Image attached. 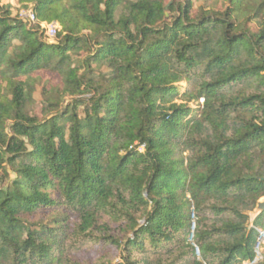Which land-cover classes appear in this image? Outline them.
Segmentation results:
<instances>
[{"label":"trees","instance_id":"16d2710c","mask_svg":"<svg viewBox=\"0 0 264 264\" xmlns=\"http://www.w3.org/2000/svg\"><path fill=\"white\" fill-rule=\"evenodd\" d=\"M18 4L60 30L45 43L0 5V183L7 168L15 176L0 187V264H64L71 217L77 234L97 231L121 252L116 264L193 255V222L200 258L188 264L252 262L264 225V212L250 218L264 198V0ZM42 71L58 85L38 119L27 107Z\"/></svg>","mask_w":264,"mask_h":264},{"label":"rangeland","instance_id":"374dc122","mask_svg":"<svg viewBox=\"0 0 264 264\" xmlns=\"http://www.w3.org/2000/svg\"><path fill=\"white\" fill-rule=\"evenodd\" d=\"M1 6L9 5L11 7V17L18 18L21 20L26 28L37 29V25H31L26 22L24 15L26 14L29 9L24 10L22 9L19 4L18 0H0ZM22 15V17H21ZM120 11L116 13V19L119 17ZM39 36L41 37L42 41L45 43H55L58 41L57 38L55 39H48L44 31L38 28ZM60 30V29H59ZM32 86H33V93H32V100L30 101L27 109L30 115L38 118L43 119L45 105L47 104V100L53 97L50 95V90L54 88V86L58 85L57 77L47 71H42L34 74L32 76ZM0 85L3 86V89L6 88V83L0 80ZM181 90H185L187 88L186 83H181ZM69 98L65 97L61 106L68 103ZM202 101H200V104ZM190 107L195 108V104H190ZM13 172L7 168V178L3 179L0 183V187H5L9 184L11 180L14 179ZM262 198L260 202H264ZM258 215L257 209H255L252 213H250V218L253 220ZM195 221V220H194ZM141 222V221H139ZM69 225L68 228L63 229L66 231L67 238L64 241L63 251H64V259H67L64 264H108V263H119L121 261V252L117 251L116 248L102 240H100V234L97 231H93L91 235H79L74 230L76 220L74 217H71L67 220ZM194 230L195 232V223ZM250 227V226H249ZM192 229V227H191ZM187 243L191 246L194 250V238L192 235V230H190V235L187 238ZM190 247H184L183 251H180L176 248H168L170 249L169 252L162 251L159 256L156 254L150 253L149 257L151 260H155V262H159L160 264H188L194 258L199 259L196 256L195 250L194 254L192 255L190 252ZM185 252V255L182 256L181 253ZM263 252V250H262ZM135 259L139 260L143 257L142 254L136 253ZM145 257V256H144ZM260 262V261H259ZM246 263V262H245Z\"/></svg>","mask_w":264,"mask_h":264},{"label":"built area","instance_id":"2783aa9c","mask_svg":"<svg viewBox=\"0 0 264 264\" xmlns=\"http://www.w3.org/2000/svg\"><path fill=\"white\" fill-rule=\"evenodd\" d=\"M21 17H22V15H21ZM24 17H25V20L27 23H29L31 25L39 26L40 29H42V31H44V34L48 39H51V40L54 39L56 37L57 32L60 29V27L56 23L38 24L34 14L30 10L26 12ZM191 230H192V235H193L194 224H192ZM263 246H264V225L261 229L258 230V236H257L256 242H255L254 247H253V253H254L253 261L252 262H246L243 264H257L259 261H261L262 260ZM194 250H195L196 256L198 258H200L199 249L196 246H194Z\"/></svg>","mask_w":264,"mask_h":264},{"label":"water","instance_id":"95a60500","mask_svg":"<svg viewBox=\"0 0 264 264\" xmlns=\"http://www.w3.org/2000/svg\"><path fill=\"white\" fill-rule=\"evenodd\" d=\"M256 209H257L258 213H262V212H264V202H260V203H258Z\"/></svg>","mask_w":264,"mask_h":264},{"label":"bare ground","instance_id":"6f19581e","mask_svg":"<svg viewBox=\"0 0 264 264\" xmlns=\"http://www.w3.org/2000/svg\"><path fill=\"white\" fill-rule=\"evenodd\" d=\"M264 200V199H263Z\"/></svg>","mask_w":264,"mask_h":264}]
</instances>
